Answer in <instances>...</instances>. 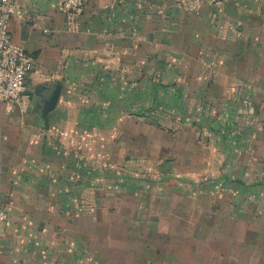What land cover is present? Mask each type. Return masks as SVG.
Instances as JSON below:
<instances>
[{"label":"crops","instance_id":"0c3cea01","mask_svg":"<svg viewBox=\"0 0 264 264\" xmlns=\"http://www.w3.org/2000/svg\"><path fill=\"white\" fill-rule=\"evenodd\" d=\"M64 1L14 0L34 69L23 104H0V264H249L264 240L241 205L264 203V0H87L72 21ZM144 150L166 156L161 202L127 187Z\"/></svg>","mask_w":264,"mask_h":264},{"label":"built area","instance_id":"2783aa9c","mask_svg":"<svg viewBox=\"0 0 264 264\" xmlns=\"http://www.w3.org/2000/svg\"><path fill=\"white\" fill-rule=\"evenodd\" d=\"M223 0H179L180 6L188 13H197L208 4L214 5ZM87 0H65L61 11L72 21L81 16ZM15 12L14 0H0V104H5L10 111L23 104V89L29 74L34 69V59L25 48L13 41L9 30V21ZM47 33L48 29H44ZM6 219L4 212L0 213Z\"/></svg>","mask_w":264,"mask_h":264},{"label":"rangeland","instance_id":"374dc122","mask_svg":"<svg viewBox=\"0 0 264 264\" xmlns=\"http://www.w3.org/2000/svg\"><path fill=\"white\" fill-rule=\"evenodd\" d=\"M144 114H145V112L143 113V115ZM159 127L161 129H163V131L167 130L166 126L160 125ZM143 131H144V133H146L147 128H144ZM141 146L143 148H146L144 143H142ZM165 157H166L165 155H162L160 153V150L158 152H155V153H152L151 151H148V150H146V151L144 150V152H142L141 159H138L136 162H134L131 159L127 160L126 166H127L128 170L126 169L127 173L125 176L127 187H128V189L130 187L131 188L135 187L139 193H144L145 196L142 199L143 203L144 202H146V203L161 202L162 200L159 197H161V196L165 197V195H166L165 190H166V187L168 185H167V181H166L167 176H166L165 170H166L167 166L166 165L162 166V160L165 159ZM158 164H160V165H158ZM119 166L122 168L123 163L121 162L119 164L117 161L112 160V165H111L112 168L116 169ZM158 167H160V169ZM116 179H117V177L112 179V180H116ZM262 195H264V193ZM262 195H260V197H264ZM111 199L114 202L116 201L115 198L113 197L112 192H111ZM260 202L261 201L257 200L253 204L245 202V203H241V205H242V208L244 210V213H243L244 217L247 216L245 211H247V212L250 211L251 216H252L253 210L251 211L250 208L248 209L249 205H252L253 208L255 209L254 210L255 214H253V215H255L257 218L259 216L261 218V216L263 215V217H262L263 219H261L262 224L257 222L254 225L249 220L247 227L249 229H251L250 231L254 230L255 233L261 232L262 235L264 236V229L261 228V226L264 224V208L262 207V205H264V203H260ZM127 203H128V204H126V205H128L127 212L132 213L133 212L132 210L135 209V203H136V201L134 200V196H130V197L128 196ZM192 209L193 208L190 206L189 210L192 211ZM150 214H152V213H150ZM175 224H176V226L182 225L181 222H176V221H175ZM222 226H223L224 231L227 232L229 229H231L234 226V224L227 223L225 226L224 225H222ZM253 227H254V229H253ZM193 229L194 230H192V231H194V233H198V231H199L198 225L195 224ZM242 232H244V231H242ZM259 238H262V237L260 236ZM263 241L262 240L258 241V237H255L254 239H252V243H250V247L245 249L246 252L243 251V256H240L239 259L243 263L247 262L249 264L250 263L256 264L258 258L261 259V257H262L261 254H259L256 257V259H254L250 255L256 256L257 250H255V249H261L263 247L261 245V244H263ZM230 243L227 242V239L222 240L221 246L222 247H228V246H230ZM253 253H255V254H253ZM181 256H182V253H181ZM219 264H222V263H219Z\"/></svg>","mask_w":264,"mask_h":264},{"label":"water","instance_id":"95a60500","mask_svg":"<svg viewBox=\"0 0 264 264\" xmlns=\"http://www.w3.org/2000/svg\"><path fill=\"white\" fill-rule=\"evenodd\" d=\"M60 93H61V85H57L55 90L53 91L52 96L50 97V99L45 102L42 116H43L44 120L46 121V123H48L49 113L52 110L55 109V107H56V105L58 103V100H59V97H60ZM38 95L39 94H35L33 99L36 100L38 98Z\"/></svg>","mask_w":264,"mask_h":264}]
</instances>
